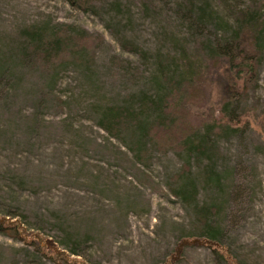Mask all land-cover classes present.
Wrapping results in <instances>:
<instances>
[{
    "label": "rangeland",
    "instance_id": "rangeland-1",
    "mask_svg": "<svg viewBox=\"0 0 264 264\" xmlns=\"http://www.w3.org/2000/svg\"><path fill=\"white\" fill-rule=\"evenodd\" d=\"M188 1L118 0L117 9L93 0L96 10H82L67 0H0L2 56L24 46V30L34 26L102 38L92 64L66 62L51 75L7 57L10 68L0 74V217L19 221L41 243L0 233V264H264V0H194L204 5L201 21ZM186 15L194 30L181 24ZM238 27L240 40L255 42L258 64L247 90L238 84L231 106L237 116L229 119L219 103L230 85L225 65L212 71L205 104L189 108L236 128L211 133L218 181L203 174L212 165L184 150L147 145L142 155L126 131L115 136L99 126L100 108L126 103L151 81L152 66L118 38L148 56L174 55L187 74L208 44L226 41ZM185 163L195 203L217 209L209 221L219 231L217 245L205 244L200 218L174 194ZM195 239L201 243L184 242ZM62 252L70 263L50 258Z\"/></svg>",
    "mask_w": 264,
    "mask_h": 264
},
{
    "label": "trees",
    "instance_id": "trees-1",
    "mask_svg": "<svg viewBox=\"0 0 264 264\" xmlns=\"http://www.w3.org/2000/svg\"><path fill=\"white\" fill-rule=\"evenodd\" d=\"M67 1L82 10L97 9L93 5V0ZM110 2L118 9V0H110ZM188 2L192 5L191 11L198 16L197 21L203 20L204 5L197 6L194 0ZM248 18L246 16V20ZM183 21L181 24H186L188 28L194 30L195 22L189 16H184ZM240 28L238 27L224 42L208 44L209 47L204 44L206 53L202 61L193 64L187 74L179 71L174 55L155 53L148 56L145 50L125 37L118 38L122 48L135 52L146 62V65L152 66V71H148L151 81L148 80V91L145 89L137 92L126 103L100 108L99 126L115 136H118L119 132L126 131L131 139L130 142L135 146L133 148L142 155L145 150L147 151V145L160 152L171 150L179 153L184 150L198 162L207 161V165H212L210 168L206 167L203 174L206 178H214L218 181L219 174L215 168L217 159L214 157L216 158L219 153L210 139L211 133L220 135L236 128L228 124L209 122L206 116L202 117L190 112L189 108L200 109L205 104L204 95L212 88L213 80L210 79L212 71L216 65H225L227 67L225 79L230 85L227 94L221 96L219 103L222 112L229 119L237 116L231 106L234 96L239 93L238 84L243 91H246L258 64L256 57L252 55L255 42L248 38L240 40ZM24 32V46L22 45L18 51L9 53L8 56L0 55V74L10 68L6 64L7 57L11 61H17L22 67L40 68L39 71L43 75L53 74L66 62L79 64L85 62L90 65L95 60L96 47L102 41V38L90 40L89 37L77 35L68 27L54 31L44 26H34ZM190 174L189 164H183L175 178H180L181 181L182 175H185V179L177 186L174 194L191 206L195 215L200 218L199 221L204 228L200 236L204 237L202 240L206 241L205 244L217 245L219 231L209 224L217 209L214 205L204 203L199 206L195 203L196 183ZM0 233L25 242L30 237L38 246L41 243L39 239L33 238V233H28L19 221H11L4 217H0ZM50 258L70 263L69 257L63 252L54 253Z\"/></svg>",
    "mask_w": 264,
    "mask_h": 264
},
{
    "label": "water",
    "instance_id": "water-1",
    "mask_svg": "<svg viewBox=\"0 0 264 264\" xmlns=\"http://www.w3.org/2000/svg\"><path fill=\"white\" fill-rule=\"evenodd\" d=\"M185 243H195V242H197V243H201V241H199V240H197V239H195V240H191V241H184Z\"/></svg>",
    "mask_w": 264,
    "mask_h": 264
}]
</instances>
